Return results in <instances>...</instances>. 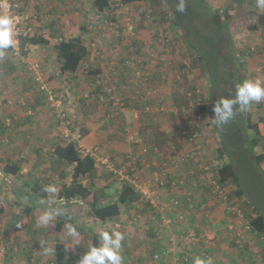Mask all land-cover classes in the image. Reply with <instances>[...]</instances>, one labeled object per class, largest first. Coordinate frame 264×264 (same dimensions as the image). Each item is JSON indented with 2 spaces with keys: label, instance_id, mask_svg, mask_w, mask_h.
<instances>
[{
  "label": "rangeland",
  "instance_id": "rangeland-1",
  "mask_svg": "<svg viewBox=\"0 0 264 264\" xmlns=\"http://www.w3.org/2000/svg\"><path fill=\"white\" fill-rule=\"evenodd\" d=\"M49 5H54L55 3L61 4L63 9H68V11L73 12L76 7L83 10L79 15V24L86 26L87 31L84 33V43L88 47V55L81 62L79 69L74 74L62 75V78H68L67 80L57 81L55 86H52L47 80L44 82L46 90H52L54 98L61 100L62 110L64 112V120L69 121H80L83 126L82 138L80 139V144L86 148H98V155L103 158L109 159L116 170L126 173L125 170L134 172L141 179H150V175L153 171L151 165H145L142 163H133L131 157L140 152L141 148L147 146L150 149L148 158L150 160L159 161L161 165V160L170 151L167 149V144L173 143L175 140L179 142V146L199 145L200 149L203 151L202 160L193 163L188 160H182L178 163V168L182 176H175L178 180H175L174 185H170V188L161 187L157 189V203L158 207H163V218L165 220H170V225L172 227H177L178 232H185L188 230H193L198 238L196 244L193 245L189 256L201 257V253L215 254L217 240L211 239V235L222 238L226 245L231 238L232 241V231L238 230L244 237L252 236L258 238L260 235L255 232H247L244 223V213H255L254 208L259 209L264 214V160L260 164H256V155L264 154V141L254 149L250 151V146L247 137L249 133L242 130H237L228 127L230 124H224L222 126H217L214 128L210 122V114L202 119L201 127L202 129L198 132L197 141L193 144L188 143L186 136L182 134L183 129V118L182 107L188 108V96L187 91L191 92L190 101L197 107V102L206 104L208 100V95L212 91V102H215L221 97H230L234 95L236 89V82L229 78L230 86L227 85L225 78H228V74L223 71V66L227 65V62L238 61L241 65L238 66V71L235 74L243 80L256 81L258 78L264 76V66L261 67L260 63L264 62V29L255 31L249 30L247 27L252 23L250 16L252 12L257 10L264 11V9H259L255 6V0H242L236 4L230 2V0H223L219 3L213 0V2L205 0H186V11L184 13H178L175 9L174 0H141L139 3L130 4H119L118 8L115 10H109L107 13H95L92 8V0H44ZM120 2V0H117ZM23 4V0H21ZM53 2V3H52ZM24 8V6H23ZM212 8L215 10L217 18L219 17L223 21L228 22V28L225 29L220 24L215 23L211 18L210 13H208ZM84 11L86 14L84 15ZM25 13V12H24ZM80 13V12H79ZM108 16L112 17L111 20ZM218 18V19H219ZM74 18H68L64 22H59L62 24L60 28H64L63 34L71 35L70 27L74 24ZM32 21L28 20L27 22ZM23 22V26L29 27L32 31V24H26ZM176 22V26L174 25ZM128 26L131 28L128 29ZM259 34L257 35V33ZM75 34V33H72ZM207 38V45L205 46L202 42H205ZM55 43L51 42L48 45H31L26 44V51H29L31 46L32 49L31 57L35 60H41L46 65V71L49 74L58 73V59L56 57L55 51L52 49V45ZM210 45L211 47H209ZM194 46H199L202 50L209 48L212 50V54L209 55V68H212V81L209 79V75L204 73L194 74L191 70L190 65L193 59L196 58ZM252 48V49H251ZM25 50V49H24ZM135 51V52H134ZM138 51V52H136ZM238 60H237V58ZM248 57L254 58L257 65L249 67ZM45 58V60H44ZM136 59L144 60L152 68L150 70L151 74L146 76L147 87L150 88L149 93L145 94L143 98L135 93L136 85L133 83L134 78L132 77L133 67L127 65L124 67L123 64L127 62L135 61ZM124 60V61H123ZM31 61L27 60L26 72L28 76L36 78L37 69L32 66ZM239 63V64H240ZM36 64V62L34 63ZM39 64V63H38ZM186 65V69H183L181 65ZM26 65V64H25ZM155 65V67H154ZM103 66L105 72L102 74H96L93 77V73L96 69ZM4 67V66H3ZM28 67L30 69H28ZM148 67L147 65L145 68ZM259 68L258 70H255ZM189 69V70H188ZM152 70H156L152 73ZM7 70L4 74L0 73V78H25L22 67H16L14 73L8 72ZM143 72V70H141ZM8 72V73H7ZM44 72V71H43ZM144 73V72H143ZM73 75V76H71ZM28 77V78H30ZM39 78H52L50 76H45L39 72ZM59 78V77H56ZM98 80V81H96ZM127 80V83L125 81ZM66 81V83H63ZM94 81V82H93ZM116 82V93L121 99V102L125 101L126 96L131 100L134 106H145L152 105V109H155L151 114L148 113L147 117L144 116L145 113L133 114L126 112H108L105 110L106 106L102 105L97 99V93L100 88L98 84H102V87L107 86L105 83ZM131 84V85H130ZM262 85H264L261 82ZM35 83L27 81V83H22L19 88L22 94L24 91H31L30 86L33 89ZM129 85V86H128ZM40 86V85H39ZM118 86V88H117ZM194 86V88H192ZM212 87V88H211ZM196 88L199 90L200 99L196 95L192 98ZM39 89V87H38ZM119 90V91H118ZM165 90V93L164 91ZM145 90H143L144 92ZM45 92V91H44ZM45 92V98L46 93ZM186 95V99L176 100V95ZM83 96H86L84 103H81ZM9 100V101H8ZM46 100L47 109L43 110L45 114L42 118V133L50 134L54 130H59L61 128L60 123H58V118L55 115V108L49 105ZM187 101V103H186ZM14 98L10 99L0 98V108L7 107L12 108L6 116L11 117L10 127L17 128V136L20 138V134L24 138L21 144L23 145L20 152L19 147L15 149V154L18 159L35 160L32 156L35 153V161L40 165L41 178L45 183V186L54 185L56 189L60 188L61 181H69V176L62 179L60 177V171L63 169L69 171L70 166H66L61 163H57L54 156L51 154V148L49 144L51 142H56L62 140L59 133V138L55 141H49L44 145H40L37 149L39 152H34V147H30L31 143L28 138V131L24 129V124L26 121L23 119L27 116V108H24L22 104L19 105L21 111H17L18 108L14 106ZM20 103V102H18ZM44 106V105H43ZM46 106V105H45ZM123 106V105H122ZM160 106L174 108L173 113H164L161 111H156ZM177 108V110H176ZM264 102H261V106L253 102L246 110L253 111L254 113L260 115L263 114L264 118ZM35 111V108H33ZM5 114V112L3 111ZM242 112L237 111L235 119L238 114ZM38 115V111H35ZM34 114V115H35ZM33 115V112L32 114ZM30 115V116H31ZM33 115V116H34ZM157 116H160L157 118ZM162 117L168 118L167 129L164 131L166 136L164 138L165 144H162L159 140L161 138L160 133H158L155 128L158 122H162ZM156 122H154V121ZM232 121V120H231ZM162 127V126H161ZM222 127V128H221ZM224 130V131H223ZM162 133L163 131L160 130ZM170 134L172 137L169 138ZM56 136V135H54ZM158 137V140L155 139ZM173 138V139H172ZM46 141V140H44ZM168 141V142H167ZM221 141V142H220ZM224 142L225 149H223L221 143ZM161 143L162 145H159ZM154 146L159 148L158 154H154L152 149ZM221 146L222 151L225 153L223 157H218V148ZM226 151V152H225ZM163 152V153H162ZM186 153V151H183ZM182 152V153H183ZM195 153L196 150H193ZM181 153V154H182ZM181 154L177 155L171 152L172 157L175 156L179 158ZM189 154V152H188ZM168 158V156H166ZM25 158V159H26ZM31 158V159H30ZM220 158V159H219ZM220 161H231L235 166V171L240 179V182L244 189V198L246 202L244 203V209H240L238 213L237 203L239 204V199L234 193V185L229 182L224 185L223 196L224 199L220 198L217 194L212 192L214 188V178L213 172L216 166L215 160ZM99 163V168L96 165L94 178H85V183L90 184L93 188L103 189L107 194V198L103 199L112 200L113 196L116 194L122 180H120L119 175L107 171L103 165ZM31 162L27 163L30 166ZM34 165V164H33ZM204 166L206 168H204ZM165 167L168 169V165ZM156 168V166H155ZM213 169V170H212ZM190 170L196 171V175L192 177V172ZM31 174H34L31 169ZM70 173V172H69ZM30 175V174H29ZM189 201L186 196L188 195ZM55 196V194H53ZM163 196V197H162ZM34 197V196H33ZM55 198V197H54ZM27 199V197H26ZM33 199V198H31ZM40 202V201H39ZM45 203V201H43ZM36 203L35 197L32 200L33 206L42 212L53 211L59 212L58 207H53L50 202L47 204V208H42ZM80 206L78 209H72V216L61 215L63 220L74 221V225L77 228L79 236L74 239H81V255L87 251L88 244H86L89 238V228L90 224L94 226L92 222L89 221L91 218L88 215V209L78 203ZM252 204V205H251ZM82 206V207H81ZM233 207V208H232ZM232 208L235 213H232ZM35 209V212H37ZM165 210V211H164ZM14 208L7 210L8 216H10L9 224L15 223V219L19 218L18 212ZM155 209L151 207L150 203L146 201H139L135 205L131 206H121V215L123 214V225L124 221L130 218L133 222L128 223V227L133 228L142 235L144 232L148 231V226L145 222L153 220L156 217L154 214ZM151 216L153 218H151ZM57 217V216H56ZM150 217V219H149ZM118 218V217H117ZM194 218V219H193ZM193 220V221H192ZM203 224L202 229L198 228V221ZM2 218L0 217V222ZM70 222V223H71ZM233 226L234 229H229V225ZM96 226V225H95ZM94 226V227H95ZM236 227V228H235ZM37 237L40 235H47L38 230L35 222H31L28 226ZM27 229V227H26ZM124 226L120 228L123 230ZM37 230L41 234L37 233ZM67 230V229H66ZM88 230V231H87ZM147 230V231H146ZM0 255H6L8 252H13V247L10 246L9 250L5 239H9L11 244L12 241L17 237L18 234H22L21 230L14 231L8 228L7 231L2 230L0 224ZM134 232V233H135ZM231 232V233H230ZM23 236V235H21ZM27 236V235H26ZM48 236L54 237V235L48 234ZM36 236H32V239ZM45 237V236H44ZM264 237V236H263ZM142 238V237H141ZM76 242V240H74ZM259 239V238H258ZM52 240H50L51 242ZM124 241V240H123ZM188 242H186L187 244ZM249 239L246 237L243 241L244 245L249 244ZM47 246L46 242H35L33 243V248L36 250L41 249H52L54 244L49 243ZM189 244V243H188ZM15 245V244H13ZM148 245L144 242L143 247L148 249ZM248 246V245H247ZM257 245L254 244V240H251L249 244V250L246 252L253 253ZM227 247V245H226ZM123 249L121 253L123 259L126 257L130 258L129 253L126 254V249ZM222 249V247L220 246ZM230 248H232L230 250ZM229 251L225 253L226 257L229 259H236L238 253L243 252L240 246L235 244L234 246L229 243ZM34 251V250H33ZM35 253V252H32ZM38 253V252H37ZM222 253L218 252L217 254ZM127 255V256H126ZM212 257V256H211ZM126 261V260H124ZM133 264V263H132Z\"/></svg>",
  "mask_w": 264,
  "mask_h": 264
},
{
  "label": "crops",
  "instance_id": "crops-1",
  "mask_svg": "<svg viewBox=\"0 0 264 264\" xmlns=\"http://www.w3.org/2000/svg\"><path fill=\"white\" fill-rule=\"evenodd\" d=\"M205 1L213 2V0H205ZM221 1L223 0L217 1V3ZM36 2H38L41 5L42 17L40 18V20H37V21L33 20V21L27 22V20H25L24 23L27 22L26 24H29V25L32 24L33 26L32 32H34V27L35 28L37 27L38 29H40L39 32H44V35L50 40L49 43L54 42L56 38L59 37L60 35L69 36L66 33L65 34L62 33L64 31V28H60L62 24L59 22H64L68 18L70 19L74 18L75 19L74 22L79 24V20H80L79 15L83 11L79 9V7H76L73 10V12H71V11H68V9H63V6L61 4L55 3L54 5H49V3H46L44 0H24L23 6H24V10H26L25 12L32 14L35 11L34 4ZM83 14L85 15L86 12L84 11ZM250 19L253 21L252 16H250ZM72 26H75V24ZM55 29H57V31H54ZM261 29H264V26H260L254 30L258 31ZM258 34L259 32L257 33V35ZM29 46H30L29 51H26L25 54L21 55V52H20L19 56L12 55V54L0 56V73L1 74H4L7 70H9L8 72L14 73L16 67H22L23 73L25 75V78H0V98H5L7 100L13 97L14 102H15L14 106L18 108L17 111H21L19 109L20 104H22L24 108H27L26 113L28 114L26 117L23 118L25 119L24 121H26L25 123H23L24 129L28 131L27 135L31 143L30 147L31 148L34 147V152L40 153V149L36 150V148H38L40 145H44L47 142V140L49 141V139L50 141H55L57 138H59L60 136L59 133L61 130L60 128L59 130H54L53 134L52 132L50 134L42 133L43 130H41V126H42L41 124H42V118H44V116H42L41 114L44 115L45 112L43 110L47 109V104L45 100L47 97L45 98L44 91L38 89L40 83L37 77L39 76V72H41L42 77H43V74H45V76L52 77V78H40L41 80H43V82L50 80L49 83L52 86H55L57 81L59 80L61 81L62 79L67 80L68 78H62V76L59 74V69H58V73L54 75L49 74V72H47L48 70L46 71V65L44 64L43 61L41 60L36 61L35 58L32 59V57L30 56L31 55L30 50L32 49L31 47L33 46L31 45ZM34 46H37V45H34ZM24 49L26 50L25 47ZM247 59H249L248 60L249 67L253 68L254 66L257 65V62L254 60V58L248 57ZM27 60L33 62L32 66L34 65L35 62L39 63V67L41 70L38 68L39 71L36 73L37 75L36 78H32L28 76L26 72ZM260 65L261 67H263L264 62L260 63ZM28 69L30 68L28 67ZM258 69L259 68L255 70H258ZM98 71H99L98 74H102V72H105V69H103V66H100ZM56 77H59V78H56ZM258 80L264 84V76H262V78H258ZM27 81L28 83L34 82L35 83L34 86L36 88L33 89L32 86H30L31 91L29 92L24 91V93L22 94V92H20L19 86L22 83H27ZM63 83H66V81H64ZM163 91L165 93V90ZM33 108H35V111H38V115L35 114V111L33 110ZM11 110L12 108H7L4 106L0 108V217L2 218V221L0 222V224H1L2 230L4 231H7L8 228L13 229L14 231L20 230L16 228L17 221H18L17 219H15V223H13L12 225L8 223L10 220V216H8V213L6 211L9 209L11 210V208L12 209L14 208L16 211H13V212L14 214H16L19 208L25 205H28V204H32V200H34L35 195L33 194V192L31 193L28 190V188L26 187V183L31 182L32 180H34V178H36L39 183H41L44 187H46L45 183L43 182V179L41 178V171L39 168L40 165L37 164L38 162L37 163L35 162L37 161V158H35L36 156L35 153L32 155L35 160L33 159L28 160L26 157H25L26 159L25 158L18 159V157L15 154V149L17 147L21 148L20 152L23 151L22 150L23 145L21 144L22 140L20 138L23 139L24 136L21 134H20L21 136L20 138L17 136V133L15 131H17V128L19 127L13 128L12 126L10 127L11 124L9 125L5 124L4 120H5L6 114ZM3 111L5 112V114L3 113ZM32 112H33V115L35 114L34 116L31 115ZM263 112H264V109H263ZM126 113L133 114V112H126ZM170 113H173V112H170ZM260 115L262 116L263 114H260ZM158 117L160 116H157V118ZM168 118L162 117L161 119L163 123L162 122L157 123L156 121L153 120L159 125L158 127L159 130L163 131V133H160L161 138H159L162 144H165L164 138L166 134L164 131L167 129V127H169L166 124ZM165 125H167V127ZM259 126H260V130L262 133V141H264V118H263V121H261V123L259 124ZM171 137H172V134H170L169 138ZM155 139L158 140V137H155ZM161 143H159V145H162ZM184 148L188 150L186 153L189 152V155L193 153V146H188L187 144H185L184 146H179V142H177L176 140L173 143L168 142L167 149L168 151H170L166 154L168 158L164 156V158L161 161L167 164L169 168L163 169L160 167L159 163L156 168H158L161 171H165L169 173L170 176H173V175L182 176L177 166L180 161L184 160L182 159L184 157H181L183 154L182 152L184 151L183 150ZM171 152L172 153L174 152L177 155L182 153L180 156L181 158L180 157L177 158L175 156L172 157ZM29 162H31V164L30 166H27V163ZM14 165L19 167V174H15L11 171L5 170L7 166L11 169L14 168ZM31 169L33 170L34 174H31L32 172ZM190 171L194 173L193 170H190ZM58 192H59V188L57 189L55 196L52 193L48 192L47 193L48 197L45 198L44 200L41 199V201H45V203L41 204V207L46 209L48 205L47 203L50 202V204H52L53 207L59 208L60 210L59 213L66 214L68 216H69L68 213H70L72 216V209L74 208L78 209L80 207L78 206L79 205L78 203H82V201H80L79 199H75V198L69 201H66L63 199V197H58ZM106 196L107 194L104 192L101 200L103 201V199H106L107 198ZM40 202L36 200V203H38L39 205H40ZM162 210H163V207H158V209H155L153 215H155L156 217H154L153 220H149L145 222L147 225H149L148 231L146 230L147 232H144V234L142 235L137 230L135 232L133 228L131 229V227H128V223L133 222L131 219L132 217L130 218L131 215H129L128 217L129 219L124 221V225H123L124 218H123V214L121 215V213L115 218L107 220L106 222H103V223L99 222L94 217H91L89 221L92 222L94 226L95 225L96 226L94 227L92 224H90V226L92 227L89 228V231L87 230L89 234V238L86 244L90 246L93 243V238L96 236L93 231L94 230L93 228H99L101 231L102 230L111 231L112 229H116V230H119L124 235V241H122L121 249H123V244H124V247H125L124 249H126V254L129 253L130 255V258L126 257L125 259H123V264H132V263L133 264H178L177 260L182 259V258H183L182 260L183 264H194V260H193L194 257L189 256V253L193 245H188L186 243L181 244V243L175 242L174 238L177 234V231H176L177 227H172L173 225L168 224L170 223V221L169 219L165 220L162 217L164 215ZM1 211L3 213H1ZM36 211L38 210L36 209ZM61 215H58L56 218L60 217ZM151 218L153 217L151 216ZM200 221L201 220L198 221V225H199L198 228L202 229L203 224H201ZM65 223L67 224L68 222L66 221ZM71 224L74 225V223H71ZM123 226H124V229L120 230V228ZM21 233L22 234H18L15 236L17 237V239L15 238L12 241V243L15 245L11 244L9 239H5V242L7 243L9 250H11V248L9 247V243H10V246L13 247L14 250L13 252L12 251L8 252L6 255L5 254L3 256L0 255V264H78V260L81 257L79 253H75V254L72 253L70 256H67L63 262L59 263V262H56V260H54L55 257H54L53 248L47 254H45V250H46L45 248L44 250H42L43 248L37 249L38 253L33 248V243L38 242V241H40L41 243L46 242L47 246H50L49 243L54 244L56 242L54 237H51L48 235H40L39 237H37V235H35L31 230H29L28 227L27 229H24L23 231H21ZM215 235H216L215 237L214 235H211V239H210V240L213 239V242L214 240H217L215 242V245H216V249H214L215 254H212V257H211L213 264H261V260L252 254L251 255L249 254L248 257L245 258L246 255L243 254V252L238 253V257L236 259L227 258L225 253L229 251L228 249L229 243L231 244V246L233 245L231 238H230V241L226 244L227 245L226 247V245H224L225 241L222 240V238L224 239V237L220 238L217 236V234ZM32 236H36V237L32 239ZM252 239L254 240V244L259 245L260 241L258 238L254 236H252V238L249 237L250 243ZM50 240L52 241L50 242ZM74 240H78L79 241L78 244H80V242H83L81 239H74ZM144 242H146L148 245L150 244L148 249H146V247H143ZM220 246L222 247V249L220 248ZM80 249H81V246H80ZM121 249H120V252L123 254ZM231 249L232 248H230V250ZM32 252H35V254L33 255ZM156 252L159 253V256L161 258L154 260L152 258V254ZM218 252H222V253L217 254ZM253 254H256V249L254 250ZM71 257L74 258L75 262L71 260Z\"/></svg>",
  "mask_w": 264,
  "mask_h": 264
},
{
  "label": "trees",
  "instance_id": "trees-1",
  "mask_svg": "<svg viewBox=\"0 0 264 264\" xmlns=\"http://www.w3.org/2000/svg\"><path fill=\"white\" fill-rule=\"evenodd\" d=\"M19 4L18 12L20 15L23 17L24 14L28 15V19L30 20H40L42 17V9L41 5L36 2L34 4L35 11L32 14H29L25 12L23 8V4L21 0H16ZM24 1V0H23ZM141 0H120L118 2L117 0H92V8L95 13H107L109 10H115L119 6V4H130V3H139ZM233 4L238 3L239 1L242 0H230ZM209 12L211 15V18L215 23L220 24L222 27L225 29L228 28V22L223 21L222 19L217 18L215 10L212 8H209ZM25 12V13H24ZM109 14H106L108 16ZM112 16V15H110ZM109 17L111 20L112 17ZM253 21L251 24L248 25L249 30H254L257 29L260 26H264V11H255L252 12L251 14ZM174 25L176 26V22H174ZM40 29L37 27H34V32H30L26 35L20 36V52L21 55L26 53V50H24V47L26 44H31V45H48L49 44V38H47L44 35V32H39ZM54 31H57L55 29ZM71 35L69 36H59L56 38L55 43L52 45V49L56 53V57L58 59L59 63V74L65 75V74H74L80 67L81 62L87 57L88 55V47L84 43V38L83 34L86 33L87 28L83 24H75V26L70 27ZM75 33V34H72ZM205 46L207 45V38L205 42H202ZM211 47L210 45H208ZM193 49L195 50L196 58L193 59L191 62L190 68L192 71H194V74L198 73H204L206 71V74L209 75L210 81H212V68H209V55L212 54V50L207 49L202 50L201 47L199 46H194ZM209 54V55H208ZM237 58V57H236ZM238 60V58H237ZM124 61V60H123ZM136 61V60H135ZM238 61H230L227 62V65L223 66V71H225L228 74V78H225V81L227 82V85L230 86L229 83V78L233 79L234 82L239 83L243 81V78H239L235 73L239 72L238 71V66L241 65V63ZM148 66L145 68V66ZM124 67H128L126 64H123ZM155 67V65H154ZM181 67L183 69H186V65L182 64ZM129 68V67H128ZM152 67L147 64L146 61L141 60L140 64V69L143 70L144 76L146 77L150 73V70ZM40 69V67H39ZM41 70V69H40ZM93 73V77H95L96 74H98V68L96 69ZM189 70V69H188ZM156 70H152V73L155 72ZM73 76V75H72ZM134 77V70L132 72V77ZM64 80V79H62ZM98 81V80H96ZM94 82V81H93ZM117 83V82H116ZM116 83L115 88H116ZM127 83V80L125 81ZM131 85V84H130ZM99 88L102 89V84H98ZM129 86V85H128ZM118 88V86H117ZM194 88V86H192ZM212 88V87H211ZM99 89V90H100ZM98 91V90H97ZM119 91V90H118ZM212 91L210 92V95H208V100L206 104H200L196 107V111L199 112L202 117L204 118L206 114H210V122L212 123L214 128H217V125H215L212 122V119L214 118L215 114L213 112V105L215 102H212ZM196 94L192 96V98H195ZM129 96H126L125 101L123 102L124 105L127 107V110L123 112H132L129 110V108L134 107L133 103L131 102L130 99H128ZM86 96H83V98L80 100L81 103L83 104L85 101ZM186 99V95H176L175 99L177 100H182ZM183 101V100H182ZM187 103V101H186ZM102 105H105L106 108L105 110L108 111L107 109V104L101 103ZM258 106H261V103L257 104ZM136 107H143L141 105L136 106ZM110 112V111H108ZM142 113H145L143 110L139 109L138 114L142 115ZM149 114H151L149 112ZM148 113H145L144 116L147 117ZM58 123H60V120H57ZM263 121V116L259 115L258 113H254L253 111L250 110H245L241 113L238 114V117L233 119L232 121L229 122V126L231 127L232 130L239 129L242 130L243 133H249V136L247 137L249 146H250V151L254 150L262 140V133L260 130L259 124ZM159 125L156 124L155 130L158 133H162L159 130ZM222 128V127H221ZM82 133H83V126L81 127ZM224 131V130H223ZM221 142V141H220ZM222 147L224 150L225 144L224 142L221 143ZM51 148V154L54 156V159L57 161V163L64 164L66 166H70L69 171L61 170L60 171V177L62 179L66 178L69 176V181H61L60 183V188L58 192V197H63L64 200L69 201L73 198L79 199L82 201V205H84L85 208L88 209V215L90 217H94L96 220L99 222L103 223L106 222L107 220H110L112 218H115L121 213V206H131L135 205L139 201H146L145 198L142 196V194L138 191V189L129 181L123 179L121 182L119 188L117 189L116 194L113 196L112 200H106L105 202L102 201V197L104 194L103 189L99 188H93L90 184L85 183V178L90 177L93 179L94 174H95V169H96V162L93 157L89 155H82L79 152V149L77 147V143L74 140H70L69 138H62L60 141L56 142H51L49 144ZM219 155L218 157H223L225 154L222 151L221 146L218 148ZM226 152V151H225ZM220 159V158H219ZM215 160V168L213 172V178L214 181L220 185L222 188H224V185H227L229 182H231L235 187L233 190V193L238 197L241 198V196H244V189L243 186L240 182V179L238 178L236 171H235V166L231 161H220ZM264 160V154H257L256 155V164H260ZM6 171H11L15 174H19V167L14 165V168H9L8 166L5 168ZM213 170V169H212ZM70 172V173H69ZM132 174V172H129ZM192 177L196 175V171L191 174ZM171 177L167 179L165 182V187L170 188V182H171ZM26 187L28 190L35 195V199L37 201H41V199L47 198V193L44 190V186L38 182L36 178L32 180L31 182L26 183ZM189 196L187 195L185 199L189 201ZM239 207L241 209H244V203L246 202V199L243 197L239 199ZM250 204L246 202V205ZM252 205V204H251ZM254 208L255 213H247L245 212V217L248 220V224L250 226V232H255L260 235L264 236V214L261 212L259 209L255 208V206L252 205ZM35 206L28 204L25 205L21 208L18 209V215L19 218L17 219V225L16 228L18 229H26V227L29 226L31 221L36 223V226H38V230H41L42 233L44 234H51L54 235L55 238V244L53 247V252H54V257L56 262H63L67 256H70L72 253H79L81 255V249L79 244H77L75 241H73V237L69 236L66 230V221L68 223L71 222V220H63L61 219V216L56 218L51 221L47 225H42L39 223V217L42 215V212H35L34 211ZM1 213H3L1 211ZM65 216H68L64 214ZM63 216V215H62ZM73 223V221L71 222ZM95 237L93 238V243L92 245H99V232L101 231L99 228H93ZM150 229V228H149ZM37 230L38 234H41ZM149 235V234H148ZM33 255L35 253H32ZM155 254L158 255L157 259H160L161 257L159 256V253L156 252ZM153 255V254H152ZM35 258V256H34ZM33 258V259H34ZM153 258V256H152ZM154 259V260H157ZM71 260L73 262L74 258L71 257ZM183 258L178 259L177 262L178 264H183ZM160 261V260H159Z\"/></svg>",
  "mask_w": 264,
  "mask_h": 264
},
{
  "label": "built area",
  "instance_id": "built-area-1",
  "mask_svg": "<svg viewBox=\"0 0 264 264\" xmlns=\"http://www.w3.org/2000/svg\"><path fill=\"white\" fill-rule=\"evenodd\" d=\"M18 8H19V4L16 0H0V15H7L10 18H12V20L14 21V32H15V47H10L9 49H7L4 52V55H16L19 56L20 55V46H19V42H20V36L22 35H26L28 33L31 32V30H29V27H22L23 26V20H27L28 15L24 14L23 17L20 15V13L18 12ZM131 28V26H128V29ZM140 64H141V60L136 59V61H132V62H127L126 65H131L134 69V80L133 83L136 85V89H135V93H137L140 98H143L145 94L149 93L150 88L148 87V89H146L147 87V78L143 75L144 73L141 71L142 69H140ZM33 67L35 69L38 68L37 64H34ZM107 86L102 87V89L98 90L97 93V99L100 103H105L107 104V109L110 112H114V113H118V112H123L125 110H127V107L124 105V103L122 104L121 99L117 96L116 93V88L115 85L112 82H108L105 83ZM41 88L44 89V86H41ZM143 90H145L143 92ZM194 94H196L198 96V99H200V95H199V90L198 88H196L195 92H193ZM186 95L189 97L188 100V108H181L182 111H184L185 113H182V118H183V129H182V134L184 136H186L188 143L193 144L197 141L198 138V132L199 130L202 129L201 124H202V115L196 111V109L194 108V105L192 104V102L190 101V96H191V92L187 91ZM47 101L49 102V105H51L52 107L55 108V115L56 117L60 120V135L61 138H66V139H70V140H74L77 143V147L79 149V152L82 155H89L91 157L94 158L98 168L99 163L100 162L103 167L112 173H117L119 175L120 180L123 181V179L131 182L137 189L138 191L142 194V196L145 198V200H147L151 207H153L154 209H158V203L156 202L158 199L157 196V189L164 187L165 182L167 181V179H169V177H171V182L170 185H174L175 184V180H178L176 177L174 176H170L169 173L165 172V171H161L158 168H155V166L157 167L159 161L156 160H150L147 156L150 152V149L147 146H144L141 148L140 152L133 155L131 157L133 163H142L145 165H151L154 169L150 175V179H139L140 177L138 175H135L134 172H132V174H130L128 170H125L126 173H123L122 171H118L115 169L113 163L107 159V158H103L102 156L98 155V148L94 147V148H86L84 146H82L80 144V139L82 138V123L80 121H69V120H64V112L62 110V104H61V100H59L58 98H54L53 96V92L52 90H48L47 91ZM202 104L201 102H197V106ZM123 105V106H122ZM141 109L143 110L145 113H151L153 112L155 109H152V105H148V103L145 104V106L143 107H131L129 108L130 111L134 112L136 111V114H138V110ZM174 110V108H170V107H165L164 106H160L158 109L156 108V111H161L164 113H170ZM177 110V108H176ZM11 122V118H5V124H10ZM184 151H188L186 148L183 149ZM193 150H196V152L192 153L191 155H189L188 153L183 152L181 157H184L182 159L184 160H188V157L190 158V161L193 163H196V161L202 160V154L203 151L200 149L199 145H195L193 146ZM154 154H158V152L160 151L159 148L157 146H154L152 149ZM180 157V158H181ZM160 164V163H159ZM165 163L161 162L160 167L163 169H166L165 167ZM204 168H206L204 166ZM132 171V169H130ZM214 184V188L212 190V192L214 194H217L220 198L224 199L225 196H223L222 194V190L220 189L219 185L216 182H213ZM233 208V207H232ZM232 208H230L232 210V213H235V210H233ZM238 209V213H239ZM244 223H245V227L247 229V232L250 233V226L248 224V220L245 217L244 214ZM170 221V220H169ZM236 228V227H235ZM229 229H234L232 224L229 225ZM233 234L232 236V243L233 246L235 244L240 246V249L242 251H244V254L246 255L245 258L248 257V255L252 254L255 257H257L258 259L261 260V264H264V237L263 236H259V245H257V249H256V254L253 253H249L246 252L247 249L249 250V244L244 245L243 241L244 239L247 237L249 239L250 236H243L238 230L232 231ZM231 233V232H230ZM175 242L177 243H186L188 245H194L197 243L198 238L196 237V234L193 230H188V231H181L178 232L174 238ZM201 258L207 259V258H211V254L210 253H205L202 252L201 253ZM153 259H157L158 255L157 254H153Z\"/></svg>",
  "mask_w": 264,
  "mask_h": 264
},
{
  "label": "clouds",
  "instance_id": "clouds-1",
  "mask_svg": "<svg viewBox=\"0 0 264 264\" xmlns=\"http://www.w3.org/2000/svg\"><path fill=\"white\" fill-rule=\"evenodd\" d=\"M174 3L178 13H184L186 11V0H174ZM256 7L264 9V0H256ZM28 20L30 19H27V21ZM14 36V21L12 18L7 15H0V56H3L4 52L10 47H15ZM36 64L39 68V64ZM38 68L37 72L39 71ZM37 79L40 83L39 89L43 90L41 86H44L45 89L43 80H41L39 76ZM44 91L46 92V90ZM253 102L257 104L264 102V85H262L259 80H243L236 84L234 95L230 97H221L215 101L213 105L215 116L212 122L217 126L227 124L234 119L237 111H245ZM5 118L11 117L6 116ZM44 190L52 194H55L57 191L54 185H48ZM41 203H43V201H41ZM58 215H60L59 212L45 211L39 217V223L47 225ZM65 227L69 236L73 238L79 236V232L75 225L67 223ZM98 238L100 241L99 245H90L87 251L79 258L78 264H123V257L120 249L122 247L124 235L116 229H112L111 231L102 230L99 232ZM76 243L78 244L79 241L76 240ZM49 251L50 249H46L45 254ZM193 260L194 264H213L211 258L204 259L196 256Z\"/></svg>",
  "mask_w": 264,
  "mask_h": 264
},
{
  "label": "bare ground",
  "instance_id": "bare-ground-1",
  "mask_svg": "<svg viewBox=\"0 0 264 264\" xmlns=\"http://www.w3.org/2000/svg\"><path fill=\"white\" fill-rule=\"evenodd\" d=\"M219 187H220V189L223 191V188H222L220 185H219ZM222 193H223V192H222ZM236 207H237L238 209H241V208L239 207L238 203H237Z\"/></svg>",
  "mask_w": 264,
  "mask_h": 264
},
{
  "label": "flooded vegetation",
  "instance_id": "flooded-vegetation-1",
  "mask_svg": "<svg viewBox=\"0 0 264 264\" xmlns=\"http://www.w3.org/2000/svg\"><path fill=\"white\" fill-rule=\"evenodd\" d=\"M264 54V53H263Z\"/></svg>",
  "mask_w": 264,
  "mask_h": 264
}]
</instances>
